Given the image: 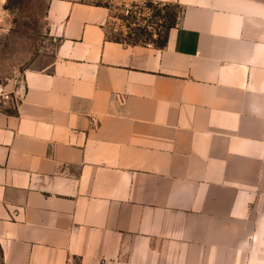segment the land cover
<instances>
[{"label": "crops", "instance_id": "1", "mask_svg": "<svg viewBox=\"0 0 264 264\" xmlns=\"http://www.w3.org/2000/svg\"><path fill=\"white\" fill-rule=\"evenodd\" d=\"M164 46L50 0L60 37L0 106L1 264H264V0H159Z\"/></svg>", "mask_w": 264, "mask_h": 264}, {"label": "rangeland", "instance_id": "2", "mask_svg": "<svg viewBox=\"0 0 264 264\" xmlns=\"http://www.w3.org/2000/svg\"><path fill=\"white\" fill-rule=\"evenodd\" d=\"M110 3L104 19L107 34L133 38L131 28L147 26L150 37L159 38L162 14L167 11H126L132 2L143 0H73ZM50 0H0V85L8 97L2 96L1 107L12 108L23 90V78L30 68L42 67L54 56L60 37L51 29L47 16ZM176 6V15L180 13ZM175 12V11H173ZM145 37V36H143ZM148 36L149 43H153ZM1 264V256H0Z\"/></svg>", "mask_w": 264, "mask_h": 264}, {"label": "trees", "instance_id": "3", "mask_svg": "<svg viewBox=\"0 0 264 264\" xmlns=\"http://www.w3.org/2000/svg\"><path fill=\"white\" fill-rule=\"evenodd\" d=\"M93 3V2H90ZM93 4L109 6L110 3H102V2H95ZM176 6L179 7L178 11L182 10V6L179 3L174 2H163L159 0H143L142 3L140 2H132L130 7H126V11H146L147 8L152 9L153 11H158L157 13L161 15L160 11H167L166 13L162 14L161 17H164L163 21L161 22V29L158 31L159 38H152L150 37V32L147 29V26H140L131 28L130 35H134L133 38H124L120 36H109L112 39L123 41L127 43H149L148 36L150 40L158 46H164L167 40L168 32L170 28L176 25L178 20V15H176ZM175 11V12H173ZM107 32V31H106ZM145 36V37H143ZM10 107H8L9 109Z\"/></svg>", "mask_w": 264, "mask_h": 264}, {"label": "built area", "instance_id": "4", "mask_svg": "<svg viewBox=\"0 0 264 264\" xmlns=\"http://www.w3.org/2000/svg\"><path fill=\"white\" fill-rule=\"evenodd\" d=\"M2 96H3V97H4V96L8 97V93H5V92H4V88H3V86L0 85V100L2 99ZM20 96H21V95H20ZM20 96L17 95V102L14 104V106H17L18 101H19V99H20ZM0 106H1V105H0Z\"/></svg>", "mask_w": 264, "mask_h": 264}]
</instances>
